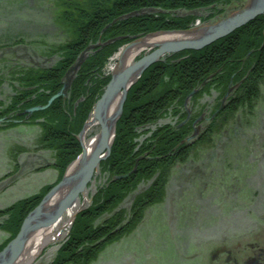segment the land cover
<instances>
[{"label":"trees","instance_id":"16d2710c","mask_svg":"<svg viewBox=\"0 0 264 264\" xmlns=\"http://www.w3.org/2000/svg\"><path fill=\"white\" fill-rule=\"evenodd\" d=\"M217 1L96 0L93 6L92 3L90 7L78 8V16L71 21L73 37L44 53L52 57L50 62L40 61L41 57L33 54L32 61L17 66L11 73L17 82L13 85L14 92L7 103H0V129L21 121L38 123L41 135L35 144L54 154V162L46 165L58 169L59 177L35 194L18 198L4 208L6 217L0 225L10 235L0 249L16 235L21 220L79 155V129L110 78V74L103 71L107 57L121 43L151 30L188 27L196 17L208 20L215 14L211 11L199 16L171 17L150 7L204 6ZM137 8L140 10L133 12L136 14L124 15ZM114 19V23L106 26ZM23 23L28 30L22 29V32L40 34L33 21L24 18ZM20 33L14 30L1 34L10 39L3 43L7 47L5 50L10 49L8 44L26 43L22 37L26 35ZM11 36L21 37L13 39ZM90 45L95 46L86 48ZM82 51L85 55L79 67L67 74L70 81L65 95L55 97L44 109L33 110L26 116V108L44 105L60 89L65 82V72L75 64ZM263 76L264 14L201 49L164 54L147 67L126 94L110 155L99 162L94 180L87 184L89 202L75 215L54 246L55 254L44 264H87L106 243L135 228L147 206L162 200L166 194L171 167L186 162L195 143L210 141L213 132L231 118L239 105L250 103L259 91ZM229 86L232 87L230 94L220 107L221 97ZM192 89L197 91L186 102L190 115L186 120L183 102ZM211 89L216 95L213 97L215 107L209 114L214 115L199 133L188 138L193 120L210 105L209 101L201 102L199 97ZM29 155L22 162L16 160L21 175L35 168L32 166L35 163L26 165V160L34 154ZM18 172L5 177L3 182L0 179V189L19 178ZM127 172L128 175L115 178ZM49 248L46 247L44 253Z\"/></svg>","mask_w":264,"mask_h":264},{"label":"rangeland","instance_id":"374dc122","mask_svg":"<svg viewBox=\"0 0 264 264\" xmlns=\"http://www.w3.org/2000/svg\"><path fill=\"white\" fill-rule=\"evenodd\" d=\"M92 1L94 0H0V103H7L10 94L14 92L13 85L17 82L11 77V73L17 70V66L32 61L33 54L40 56V61L50 62L52 57L44 53L73 37L72 18L78 16V8L90 7L92 3L93 6L96 0ZM246 1L219 0L215 4L204 6L160 5L150 9L165 12L166 16L171 17L199 16L211 11L215 13L208 20L196 17L188 26L193 27L225 17L243 7ZM133 12L137 13L139 10L125 15ZM24 18L33 21L39 35L22 32V29H27L23 27ZM14 30L26 35L22 36L26 43L13 46L8 44L6 46L10 49L5 50L7 47L3 43H8L10 39L1 34ZM20 37L11 36L13 39ZM127 42L121 43L107 57L103 66L104 73L110 74L118 58V51ZM149 50L148 46L140 47L131 60ZM258 90L250 103L239 105L231 118L218 131L213 132L210 141L195 143L187 161L171 167L165 186L166 194L162 200L147 206L137 226L106 243L87 264H211V255L218 242L243 236L248 219L261 221L260 213H264V76ZM215 95L216 92L211 89L199 97L201 102L209 101L210 105L202 111L206 118L199 122L197 133L212 118L209 113L215 107ZM92 113L93 105L84 122L90 119ZM98 128L96 123L90 126L84 136L85 141L92 140L99 131ZM40 135L41 127L35 122L21 121L0 129L2 182L5 177H11L12 173L19 171L18 163L29 154L34 155L29 161L26 160V165L35 163L32 165L35 168L26 172V175L21 176L18 172L19 178L5 192L0 193V223L6 217L4 208L15 203L18 198L35 194L42 186L55 182L59 177L58 169L46 165L54 162V154L35 144ZM20 149L23 151H19ZM21 181L25 182L23 186ZM179 184H183V187L180 188ZM87 192L88 188L84 194L79 195L78 202L70 212H65L53 226L50 225L53 232L51 236L39 235L37 238L38 232H42L41 228L34 233L16 264H44L50 260L55 254L54 246L74 220L70 221L72 212L89 202ZM9 235L0 225V245ZM48 246L50 248L44 253Z\"/></svg>","mask_w":264,"mask_h":264},{"label":"water","instance_id":"95a60500","mask_svg":"<svg viewBox=\"0 0 264 264\" xmlns=\"http://www.w3.org/2000/svg\"><path fill=\"white\" fill-rule=\"evenodd\" d=\"M246 2L243 7L228 13L225 17L216 19V21L188 28H161V30L150 31L149 33L140 35V37L129 40V42L121 47L118 51V58L110 71V78L103 92L99 95L98 100L93 104V113L90 121L98 124L99 131L92 139L93 144L90 150L86 149L83 142L84 129L88 123L86 121L78 133V141L81 145L79 155L69 163L58 182L47 190L37 205L30 209L21 220L22 222L16 231V235L8 240L6 245L0 249V264H16L17 259L22 255L34 233L40 228H47L56 223L65 212L70 211L78 202L79 195L84 194L87 184L93 179L94 173L100 165L99 162L107 158L111 153V146L116 133L115 126L121 116L122 106L127 97L126 94L131 84L141 76L142 72L164 54L184 49H201L249 22V20L256 16L264 14V0H247ZM115 21L116 19L110 21L106 26ZM151 36L164 37L161 40L144 45L148 46L150 50L134 60L130 59V62H128L130 48L139 46L143 41L142 39ZM89 47L94 46L90 45L86 48ZM84 55L85 53L82 51L75 64L66 71L65 82L60 87L61 89L51 95L44 105H33L26 108L25 111L31 114L33 110L44 109L55 97L65 95L70 81L67 74L77 69ZM230 88L229 86L221 98L220 107L223 106V101L229 95ZM196 91L197 89H192L183 102L187 110L186 120L190 116L186 102ZM113 102H115L114 108L110 110ZM198 119L194 122L198 121ZM195 133L196 131L190 134L188 138L194 136ZM134 169L135 166L132 170ZM128 174L129 172L115 175V178H121ZM80 209L78 207L76 211L72 212L70 221L73 220V217Z\"/></svg>","mask_w":264,"mask_h":264},{"label":"flooded vegetation","instance_id":"af4514ba","mask_svg":"<svg viewBox=\"0 0 264 264\" xmlns=\"http://www.w3.org/2000/svg\"><path fill=\"white\" fill-rule=\"evenodd\" d=\"M135 10L138 11L140 8ZM200 116L199 119L193 120L191 134L194 131L197 133L200 120L206 118L204 112H201ZM196 119L198 121L194 122ZM257 194L259 195L258 189ZM260 216L262 218L260 222L247 220L243 236L239 235L234 240H226L225 242L222 239L221 242H218L214 254L211 255V264H264V213H260Z\"/></svg>","mask_w":264,"mask_h":264},{"label":"bare ground","instance_id":"6f19581e","mask_svg":"<svg viewBox=\"0 0 264 264\" xmlns=\"http://www.w3.org/2000/svg\"><path fill=\"white\" fill-rule=\"evenodd\" d=\"M162 37H164V36H162ZM162 37H153V36H151V37H145L144 39H142L143 41H142V43L139 46H134V47L130 48L129 55H128V57H129L128 58V62H130L131 57L137 52L138 49H140V47H142V46H144V45H146L148 43H151L153 41L161 40ZM114 104H115V102H113V104L111 105L110 110H112L114 108ZM93 124L94 123L91 122L90 119H89L88 120V123H87V125H86V127L84 129L83 142H84V145H85V147H86V149L88 151L90 150V148H91V146L93 144V141L92 140H89V142L85 141L84 136H85V134L87 132V129H89V127L92 126ZM41 231L42 232L39 231L38 232V235H36L37 238H38L39 235H45V236H48L49 237V235L51 236L53 234V232L50 230V226L48 227V229L47 228H42Z\"/></svg>","mask_w":264,"mask_h":264},{"label":"crops","instance_id":"0c3cea01","mask_svg":"<svg viewBox=\"0 0 264 264\" xmlns=\"http://www.w3.org/2000/svg\"><path fill=\"white\" fill-rule=\"evenodd\" d=\"M27 173H28V172H27ZM27 173H26V174H27ZM26 174H25V175H26ZM21 176H22V175H21ZM30 181H32V178H31V180H30ZM14 182H15V180H14ZM14 182H13V183H14ZM13 183H11V184H13ZM11 184H10L8 187H10V186H11ZM24 184H25V182L21 181V186H23ZM8 187H6V188H3L2 190L0 189V193H1L2 191H4V192H5V191H6V189H8Z\"/></svg>","mask_w":264,"mask_h":264}]
</instances>
